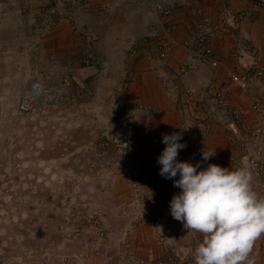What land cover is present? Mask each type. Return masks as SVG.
<instances>
[{
	"label": "crops",
	"instance_id": "crops-1",
	"mask_svg": "<svg viewBox=\"0 0 264 264\" xmlns=\"http://www.w3.org/2000/svg\"><path fill=\"white\" fill-rule=\"evenodd\" d=\"M94 2L110 4L113 10L111 16L101 18L90 11L73 9L68 0H62L49 16H46L47 0H0V72L16 74V80L22 85L25 81L28 84L34 82L31 80L36 78L49 95L60 90L59 104H69L78 112L88 114L86 124L90 129H107L102 134L106 135L105 139L113 137L117 144L128 145L126 159H119V162L129 169H139L142 165L160 168L157 158L165 147L161 142L162 136L173 134L178 129L174 110L178 98L166 94L161 78L185 67L184 82L188 88L217 89L228 83L229 71L241 74L250 65V55L233 54L236 42L244 38L251 42L264 60V10L258 9L251 0ZM25 3L30 5V11L22 15ZM157 4L173 10L167 21L173 25L171 38L174 45L166 68H161L155 60L150 64L144 63V58L154 56L158 50L153 39L160 33V20L155 11ZM227 7L245 16L241 22L234 24V29L226 28L213 41V50L226 68L214 71L200 62L186 44L194 41L197 19L193 13L196 10L202 9L215 18ZM51 19L55 22L54 26L50 25ZM144 38H148V44L142 45ZM132 50L136 54H132ZM128 76L131 82L127 90L122 91L121 83ZM227 87V102L240 110L238 141L247 146L246 155L237 151V145L228 138L229 113L217 110L215 100L210 98L209 114L215 115L210 121L199 111L196 100L192 99L190 121L196 130L204 131V136L199 157L193 158L185 150L179 161L193 164L199 161L201 169L208 164H216L236 170L242 167L231 162L230 158L241 157L243 168L249 169L252 174L253 190L264 198V183L247 163V158L264 159V139L252 143L248 138L249 131L258 122V116L250 108L252 95L243 94L232 84H227ZM116 104H121L131 115L132 127L128 133L123 132L114 121L113 106ZM149 108L159 110V114L152 116L148 124L143 114ZM262 126L264 129V122ZM110 131H115V135L110 137ZM202 152L213 153V156L203 161ZM120 178L121 184H125V178ZM180 191L165 190L142 204L134 203L133 214L143 220L139 227L126 228L122 233V239L131 244L130 253L135 260L128 264H139L141 261L143 264H155L169 251L180 256L179 264H196V261H188L187 258L196 252L203 240L202 234L175 220L170 213L169 202ZM117 194L123 200L129 196L124 186L117 190ZM263 240L264 235L254 242L256 246L249 254L250 264H264ZM121 253L124 256L126 252L121 250ZM120 260H115V263L124 264ZM96 264L104 263L96 261Z\"/></svg>",
	"mask_w": 264,
	"mask_h": 264
},
{
	"label": "rangeland",
	"instance_id": "rangeland-1",
	"mask_svg": "<svg viewBox=\"0 0 264 264\" xmlns=\"http://www.w3.org/2000/svg\"><path fill=\"white\" fill-rule=\"evenodd\" d=\"M12 76L0 72V264H128L122 233L139 226L117 194L116 138L46 96L20 111L28 81Z\"/></svg>",
	"mask_w": 264,
	"mask_h": 264
},
{
	"label": "built area",
	"instance_id": "built-area-1",
	"mask_svg": "<svg viewBox=\"0 0 264 264\" xmlns=\"http://www.w3.org/2000/svg\"><path fill=\"white\" fill-rule=\"evenodd\" d=\"M95 0H68L71 3V8L83 9L94 13L101 18H109L112 14V8L110 4L95 3ZM62 0H47L46 16L54 12L61 4ZM253 5L258 9L264 10V0H251ZM30 11V5L25 3L21 9V14H28ZM156 14L160 20V33L156 34L153 39L158 50L154 56L144 58V63L150 64L154 60L161 64V68H166L168 65V56L172 49L173 40L171 33L173 31V25L167 20L171 17L172 8L164 7L160 4L155 5ZM193 16L197 19L195 24V34L193 36L194 41L186 44L187 49L191 50L197 59L208 65L214 71H222L226 68L222 64L220 58L215 54L213 50V41L220 36L223 30L226 28L234 29L237 22H241L244 19V13H237L232 8L227 7L216 16L211 17L204 13L202 9H198L193 13ZM233 24V25H232ZM50 25L54 26L55 22L51 19ZM143 44H148V38H144ZM140 45V46H142ZM143 47V46H142ZM233 54H245L252 57L250 65L246 66L245 71L241 74L235 71H229L228 83L235 86L240 92L251 96V111L258 116V122L255 124L248 133V138L252 143L261 142L264 139V129L262 123L264 122V60L259 52L252 46L251 42L244 38L236 42L234 46ZM132 54H136L135 50L131 51ZM187 73L185 67H180L169 77H163L160 83L168 95L176 96L178 99L174 103V110L179 122V126L176 132L182 131L183 140L182 143H186V148L179 152L177 159L180 160L183 151H189V154L193 158L199 157V150L204 131L196 130L191 124L189 111L190 102L192 99L196 100L197 107L200 112L207 115L210 121H213L215 115L209 114V102L210 98L215 100L217 110H225L230 115V125L227 129L228 138L230 141L237 145V151L246 155L247 146L238 141L239 127L241 125L240 110L233 108L226 100L227 84H222L219 88H206L205 90H193L188 88L184 82V76ZM131 80L126 77L120 86L122 91H126L129 87ZM61 91L56 90L52 94H48V90L37 81L30 82L27 89L24 91L20 98L19 110L22 112H29L32 110L34 103L41 97H48V103L51 105L57 104L60 100ZM216 110V111H217ZM115 122L117 126L123 131L128 133L132 127L131 115L121 105H115ZM159 110L149 108L144 111L143 117L146 122L151 123L150 118L158 115ZM183 129V130H181ZM110 143L107 141L103 143L104 147H108ZM116 151L117 158L124 160L127 157V149L123 147L120 142L113 145ZM231 162H234L237 166L243 167L242 158L235 157L230 158ZM248 165L253 169L257 177L264 183V159L263 158H247ZM122 169L118 172L125 178V190L129 193L123 201V205L126 207L133 206L135 204H142L151 198H155L160 195V192L165 190H180L173 186V181L163 178L159 175V169L151 167L149 165H142L139 169H129L122 166ZM174 179H179V176ZM142 217H138L134 226H140L142 223ZM99 235H102L103 230L98 229ZM264 243V240H263ZM130 243H123L122 247L126 251L125 260L129 263L134 262V256L130 253ZM256 244L254 243L253 247ZM188 261H196L195 251L187 258ZM181 258L178 254L169 251L165 257L157 260L155 264H179ZM143 264V261L139 262Z\"/></svg>",
	"mask_w": 264,
	"mask_h": 264
},
{
	"label": "clouds",
	"instance_id": "clouds-1",
	"mask_svg": "<svg viewBox=\"0 0 264 264\" xmlns=\"http://www.w3.org/2000/svg\"><path fill=\"white\" fill-rule=\"evenodd\" d=\"M182 140V131L164 134L157 163L159 175L181 190L169 202L172 217L203 236L196 264H250L254 242L264 235V198L253 190L250 170L179 161ZM201 155L208 161L213 153Z\"/></svg>",
	"mask_w": 264,
	"mask_h": 264
}]
</instances>
